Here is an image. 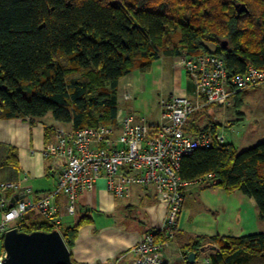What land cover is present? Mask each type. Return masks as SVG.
Here are the masks:
<instances>
[{
  "label": "trees",
  "instance_id": "trees-1",
  "mask_svg": "<svg viewBox=\"0 0 264 264\" xmlns=\"http://www.w3.org/2000/svg\"><path fill=\"white\" fill-rule=\"evenodd\" d=\"M200 54L222 58L231 76L264 70V0H0V119L51 114L73 130L110 126L121 78L148 72L161 55ZM248 90L234 97L238 116ZM186 130L205 132L213 144L182 159L181 178L210 177L207 187L242 192L264 221V141L239 151L218 142L215 127L194 129L189 119ZM19 178L16 148L0 143V183ZM18 230L54 227L36 220ZM76 232H62L68 249ZM202 241L191 250L209 253L210 264H264V232Z\"/></svg>",
  "mask_w": 264,
  "mask_h": 264
},
{
  "label": "crops",
  "instance_id": "crops-1",
  "mask_svg": "<svg viewBox=\"0 0 264 264\" xmlns=\"http://www.w3.org/2000/svg\"><path fill=\"white\" fill-rule=\"evenodd\" d=\"M180 61L181 56L161 55L152 63L148 72L136 68L121 78L117 91L119 110L132 114L138 122L159 124L163 122L164 101L174 96L195 99L196 82L181 67ZM140 82H144L150 92L158 93L161 117L157 123H149L146 118L140 117L141 110L147 109L145 100L138 94L135 96ZM252 89H256L255 94H261V101L264 102V84ZM133 94H135L133 102L127 107L122 106L121 97L127 101ZM248 94L249 92L245 94L239 108L240 116L235 108L234 96L225 107L211 105L193 114L189 118L191 126L194 129L215 127L217 134H222L220 132L222 127L232 129L244 119L241 109ZM213 107L222 112L215 118L209 114V109ZM228 109L230 111H227ZM231 117H233L230 123L232 126H228L224 120ZM254 121L256 123L252 127ZM253 128H256L254 132H252ZM57 129L69 131L73 130V127L71 124L57 122L53 117L50 120H46L45 117L0 119V143L16 148L20 166L19 180L23 176L29 178L28 183L32 188L34 200H39L57 189L59 173L51 170V159L46 158L43 153L46 146L54 141V133ZM258 130L264 132V112L252 120L247 130L250 133L243 142L257 134ZM247 143L249 144L245 143V149L260 142ZM207 183H213L210 177L194 181L186 187L178 229L170 247L163 252V264H187L186 256L193 252L191 245L197 242L198 238L203 239L202 244L207 245L209 239L215 237L240 238L263 233V220L259 217L254 199L240 191L228 193L220 187H207ZM13 195H15L13 191L6 192V196L10 199ZM56 204L60 233L77 227L70 247L71 258L76 264H114L120 258H122L120 264H130L132 256L129 251L141 242L146 233L156 231L166 215L165 204L154 186L146 188L133 186L130 188L128 198H120L107 190L105 181H99L92 191L80 194L76 215L66 213L63 193L57 195ZM31 213L33 212L26 214L25 220L20 225L35 220L43 221L41 217ZM157 240L160 238L158 237ZM208 254L203 252L196 254V264H205Z\"/></svg>",
  "mask_w": 264,
  "mask_h": 264
},
{
  "label": "built area",
  "instance_id": "built-area-1",
  "mask_svg": "<svg viewBox=\"0 0 264 264\" xmlns=\"http://www.w3.org/2000/svg\"><path fill=\"white\" fill-rule=\"evenodd\" d=\"M180 64L196 82V98L174 96L164 101L163 122H138L132 114L119 110L110 126L57 129L54 141L43 151L51 159V170L59 173L55 191L34 200L27 176L17 182L0 183V241L6 232L19 228L29 212L59 231V193L65 195L66 213L76 215L80 194L92 191L99 181H105L107 190L120 198H128L133 186H154L165 204V219L129 251L130 264H163V252L170 247L178 229L186 187L192 183L181 178V161L195 150L213 144L210 135H194L186 130L189 118L211 105L225 107L237 92L264 84V70L250 66L243 75L231 76L224 60L212 54L182 56ZM215 138L220 143L225 141L223 134ZM7 191L15 195L10 199ZM16 195L19 199L9 207ZM5 258L2 250L0 264ZM121 259L114 264H120ZM204 262L210 264L209 259Z\"/></svg>",
  "mask_w": 264,
  "mask_h": 264
},
{
  "label": "water",
  "instance_id": "water-1",
  "mask_svg": "<svg viewBox=\"0 0 264 264\" xmlns=\"http://www.w3.org/2000/svg\"><path fill=\"white\" fill-rule=\"evenodd\" d=\"M236 8L239 13L247 11L243 5H237ZM18 199L16 195L9 207ZM3 250L6 253L3 264H75L70 249L57 230L26 233L17 228L11 229L4 235ZM201 250L204 251V248ZM186 263L195 264L196 253H189Z\"/></svg>",
  "mask_w": 264,
  "mask_h": 264
},
{
  "label": "rangeland",
  "instance_id": "rangeland-1",
  "mask_svg": "<svg viewBox=\"0 0 264 264\" xmlns=\"http://www.w3.org/2000/svg\"><path fill=\"white\" fill-rule=\"evenodd\" d=\"M149 88L144 85V82H140L139 84V90L136 92V95L133 94L130 100L125 101L123 97H121V104L122 106H129L130 103L134 100V95L142 97V99L145 100V104L147 105V109L141 110L140 117L146 118L149 123H157L160 121V108H159V96L158 93H152L148 90ZM248 97L245 100L244 107L241 109V111L244 113V119L241 120L238 124L232 127H222L220 132L224 135L225 142L226 143H232L236 148L239 150H244L246 147V144H249L247 142H252V144H255L256 142H262L264 141V132L261 130L257 131V134L253 135L251 138L244 143V138L247 139V134L250 133L248 130L249 125H251V122L256 116H259L261 112H264V102L261 101L262 97L261 94H255L257 91L256 89H249ZM247 92V93H248ZM260 101L262 103H260ZM227 111H230L228 109ZM221 110H217L215 107L209 109V114H211L212 118H215L219 114H221ZM46 120L52 119L51 114H47L44 116ZM43 117V118H44ZM233 120V117L230 119L224 120V123H226L228 126H232L230 124ZM256 120V119H255ZM256 121L252 124V127L255 126ZM259 123H263V121H259ZM148 124V123H147ZM256 128H253L252 132H254ZM182 211V210H181ZM33 214V213H31ZM180 217V215H179ZM36 221V220H35ZM262 230L264 232V221L262 225ZM3 250V241H0V253ZM165 251V250H164Z\"/></svg>",
  "mask_w": 264,
  "mask_h": 264
}]
</instances>
